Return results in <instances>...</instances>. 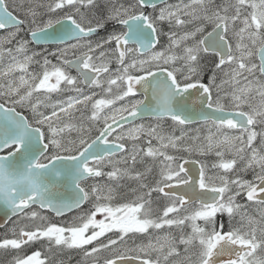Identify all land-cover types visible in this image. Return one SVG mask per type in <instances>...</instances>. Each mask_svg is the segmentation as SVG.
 Masks as SVG:
<instances>
[{"label":"snow or ice","instance_id":"obj_1","mask_svg":"<svg viewBox=\"0 0 264 264\" xmlns=\"http://www.w3.org/2000/svg\"><path fill=\"white\" fill-rule=\"evenodd\" d=\"M0 264H264V0H0Z\"/></svg>","mask_w":264,"mask_h":264},{"label":"flooded vegetation","instance_id":"obj_2","mask_svg":"<svg viewBox=\"0 0 264 264\" xmlns=\"http://www.w3.org/2000/svg\"><path fill=\"white\" fill-rule=\"evenodd\" d=\"M0 231H2V229H0ZM0 258H2V253H0ZM79 259V256H76L75 254H73V258L71 260V264H76V261Z\"/></svg>","mask_w":264,"mask_h":264}]
</instances>
